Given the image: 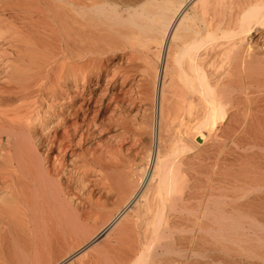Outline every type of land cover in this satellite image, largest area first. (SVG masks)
Returning <instances> with one entry per match:
<instances>
[{
    "label": "bare ground",
    "instance_id": "bare-ground-1",
    "mask_svg": "<svg viewBox=\"0 0 264 264\" xmlns=\"http://www.w3.org/2000/svg\"><path fill=\"white\" fill-rule=\"evenodd\" d=\"M0 264H264V0H0Z\"/></svg>",
    "mask_w": 264,
    "mask_h": 264
},
{
    "label": "rangeland",
    "instance_id": "rangeland-1",
    "mask_svg": "<svg viewBox=\"0 0 264 264\" xmlns=\"http://www.w3.org/2000/svg\"><path fill=\"white\" fill-rule=\"evenodd\" d=\"M141 126H143L142 114L139 115L138 118H137V120L135 121V127H136L137 130L140 129ZM181 132L182 131L179 129L178 122L171 120V123L169 124V128H168V132L167 133H169V135H172L174 137H180L183 134ZM135 134H138V133H135ZM122 213H123V211L121 212V214H118L115 217L114 222L118 221L121 218ZM90 242L92 244L90 245V247L88 248V250L89 249L91 250L93 248H99L100 245H101V243L103 241L102 240L101 241L100 240L98 241V238H93L92 240H90ZM77 252H78V249H76L75 251H73L69 256L75 255ZM78 257L76 256V258H74V260L77 259Z\"/></svg>",
    "mask_w": 264,
    "mask_h": 264
}]
</instances>
